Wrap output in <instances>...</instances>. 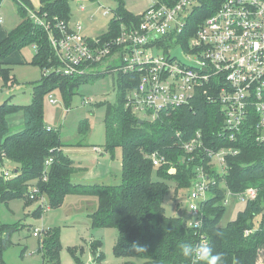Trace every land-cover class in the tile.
<instances>
[{
    "label": "trees",
    "instance_id": "1",
    "mask_svg": "<svg viewBox=\"0 0 264 264\" xmlns=\"http://www.w3.org/2000/svg\"><path fill=\"white\" fill-rule=\"evenodd\" d=\"M172 4L173 0H160ZM22 21L10 30L0 42V78L3 86L12 87L16 81L13 65L5 62L12 53L27 46H35L32 65L40 67L42 78L36 82L33 100L28 105L10 103L0 105V202L9 203L23 199L30 206L38 202L31 198V188L36 187L49 200V208L59 207L69 194H94L99 198V208L89 215L95 228L114 227L118 237L114 254L121 258L143 259V264H191L182 256L180 244H198L202 235L208 239L214 253H221L223 264H255L264 250V145L255 141V127L243 126L236 140L221 133L224 115L219 103L211 102L207 96L199 95L191 103L162 111L156 119H143L126 106L127 94L133 90L140 78L138 73H117L119 100L106 105V150L112 153L122 150V182L118 185L83 184L72 181L74 160L64 152L68 146L62 140L59 128L44 122L45 97L60 91L69 106L81 84L104 75H63L56 72L59 59L54 51L48 30L38 25L29 15L35 9L33 0H15ZM224 0H197L176 45L186 48L196 34L200 24L213 15ZM35 9L39 14L47 13L52 20L57 16L68 24L72 20L70 0H39ZM141 14L129 11L122 2L114 11L109 30L100 35L103 42L116 38L122 25L132 27L141 22ZM58 33L59 31L56 30ZM51 69L50 73L48 71ZM22 113L25 128L10 133L9 116ZM200 130L208 147H233L237 154L227 156V170L221 174L214 167L205 165L215 181L210 195L202 205L205 220L200 229L184 225V217L168 216L164 202L170 191L168 181L174 182L176 192L191 187L201 165L199 157L189 162L183 143ZM89 123L79 126V136L85 137ZM179 134V135H178ZM164 157L165 163L154 165L152 154ZM52 159L47 179H44L45 163ZM12 162V176L7 177L1 168ZM175 167L176 172H170ZM154 176L156 178H154ZM249 187L258 189L255 200H247L244 210L236 220L222 226L221 220L230 203V194L240 193ZM37 193V194H39ZM39 197V195H38ZM238 199V198H236ZM44 212L38 204L33 215L40 218ZM260 217L256 228L255 220ZM187 221V220H186ZM19 224L0 223V255L11 245V236ZM251 232L246 235V230ZM39 251L44 260L56 264L61 262V234L59 228L45 230ZM102 241H92L93 255L101 260ZM74 252V250H71ZM122 264H135L132 260Z\"/></svg>",
    "mask_w": 264,
    "mask_h": 264
},
{
    "label": "built area",
    "instance_id": "2",
    "mask_svg": "<svg viewBox=\"0 0 264 264\" xmlns=\"http://www.w3.org/2000/svg\"><path fill=\"white\" fill-rule=\"evenodd\" d=\"M196 5L197 0H173L172 4L153 0L141 14L138 26L122 25L120 34L105 42L85 36L82 22L72 27L57 16L51 20L47 13L42 15L35 9L28 12L49 32L60 61L59 67L54 68L56 72L67 76L98 74L102 72L98 67L103 65L104 72L138 73L139 81L127 94L126 106L148 119H156L162 111L189 104L199 95H205L221 106L223 136L235 141L243 126L251 124L255 127V141L264 145V0H224L200 24L184 49L175 41L185 31ZM177 48L182 49L187 61L198 67L173 59ZM85 101L93 100L86 98ZM205 143L200 130L183 143L189 162L197 157L201 160L187 191L191 216L187 223L197 229L203 226L202 205L215 182L206 169V159H209L207 165L223 174L227 170V156L239 152L233 147H208ZM152 159L157 167L165 163L164 157L157 153L152 154ZM51 163L52 159L45 163L44 179L48 177ZM169 171L175 173L176 168L171 167ZM3 172L7 177L12 176L9 169ZM30 192L34 198L39 191L33 187ZM230 194L242 200H255L258 189L249 187ZM42 231L35 228L34 235L40 237ZM245 232L248 235L251 230ZM201 242L209 245L205 235L201 236ZM255 264H264V250Z\"/></svg>",
    "mask_w": 264,
    "mask_h": 264
},
{
    "label": "rangeland",
    "instance_id": "3",
    "mask_svg": "<svg viewBox=\"0 0 264 264\" xmlns=\"http://www.w3.org/2000/svg\"><path fill=\"white\" fill-rule=\"evenodd\" d=\"M35 9L39 7V0H33ZM134 14H142L149 8L153 0H70L72 7V21L83 23V32L89 38L96 39L109 30V24L114 11L120 3ZM83 3L87 8L85 13H79V6ZM2 19L16 22L22 21L15 0H3L0 5ZM108 14H105V11ZM93 17V18H91ZM29 63L16 62L13 60V72L16 81L12 87L3 86L0 78V105L8 100L10 103L28 105L33 100V91L36 82L42 78L40 67L32 65L36 48L27 46L23 49ZM160 53V51H157ZM97 79H89L87 83L79 86L68 106L60 91L56 90L45 97L44 122L47 125L59 128L62 140L69 145L65 151L76 162V169L72 173L74 183L83 184H110L118 185L122 182V150L117 148L114 153L106 150V105L103 103L116 104L119 100V87L116 83L117 72H104ZM51 69L48 71L50 73ZM93 101L86 103L85 99ZM133 111V110H132ZM134 113V112H133ZM138 116V115H137ZM140 119H145L143 113ZM89 123V131L83 138L79 136V126L82 122ZM10 133L21 131L25 128L22 113L9 116ZM19 122H22L20 125ZM98 146L101 153H94L92 148ZM12 162H6L2 169H14ZM154 178H156L154 176ZM170 191L166 196L164 207L168 216L184 217L191 220L187 203V191L176 192L175 183L168 181ZM39 193V192H37ZM34 194L38 202L28 206L23 199L11 200L8 204L0 202V223L19 224L11 236V245L0 255V264H56L44 260L39 251L45 230L59 228L61 234V262L58 264H122L132 260L135 264H143L139 258H121L114 254V245L118 237V230L114 227L95 228L91 224L89 215L99 208V198L94 194H69L64 202L57 208H49V200L45 194ZM39 195V197H38ZM42 204L44 212L40 218L33 215L38 204ZM247 200L231 198L226 205V212L221 220L225 226L234 221L244 210ZM258 216L255 220L256 228L259 226ZM35 228H40L42 235L35 236ZM94 235L101 241L100 252L103 253L101 260L93 255L92 241ZM74 250L72 252L71 250Z\"/></svg>",
    "mask_w": 264,
    "mask_h": 264
},
{
    "label": "clouds",
    "instance_id": "4",
    "mask_svg": "<svg viewBox=\"0 0 264 264\" xmlns=\"http://www.w3.org/2000/svg\"><path fill=\"white\" fill-rule=\"evenodd\" d=\"M180 251L183 257L191 261V264H223L222 254L214 253L213 248L206 242L195 245L182 242Z\"/></svg>",
    "mask_w": 264,
    "mask_h": 264
},
{
    "label": "crops",
    "instance_id": "5",
    "mask_svg": "<svg viewBox=\"0 0 264 264\" xmlns=\"http://www.w3.org/2000/svg\"><path fill=\"white\" fill-rule=\"evenodd\" d=\"M3 4V0H0V5H2ZM82 6H84L85 7V5L83 4V3H81L80 4V6H79V13L80 14H82V13H85L86 11H87V8L85 7V9L83 10L82 9ZM1 10V9H0ZM141 14V13H140ZM91 18H93V17H91ZM78 23V22H77ZM76 23V24H77ZM76 24H74L73 23V21L71 20V22H70V25L72 26V27H74ZM17 25H16V22L14 21V22H10V21H8V19H5V20H3L2 19V16L0 15V42L2 41V40H4L6 37H7V35H8V33H9V31L10 30H12V29H14L15 27H16ZM84 33V32H83ZM86 36V35H85ZM23 51V49L21 50V51H16V52H14V53H12L8 58H6V60H5V62H8V63H11L12 65H14L13 64V60L12 59H14V57H15V61L16 62H21V63H29V61H28V59H27V55H26V53L24 54V52H22ZM26 55V56H25ZM19 124L21 125L22 124V122H19ZM65 149L66 148H64V152H66L65 151ZM92 151L94 152V153H101V149H100V147H98V146H94L93 148H92ZM74 166H75V169H76V162L74 161ZM79 167V166H78ZM77 167V168H78ZM80 183V182H79ZM94 239H100L98 236H95L94 235Z\"/></svg>",
    "mask_w": 264,
    "mask_h": 264
},
{
    "label": "water",
    "instance_id": "6",
    "mask_svg": "<svg viewBox=\"0 0 264 264\" xmlns=\"http://www.w3.org/2000/svg\"><path fill=\"white\" fill-rule=\"evenodd\" d=\"M172 58H178L179 60H181L182 62H184L185 64H188V65H191V66H195V67H198L197 65L187 61L183 55H182V49L181 48H177L174 53L172 54ZM144 120L143 119H140V122L142 123ZM184 225L186 226L187 225V221L184 220Z\"/></svg>",
    "mask_w": 264,
    "mask_h": 264
}]
</instances>
